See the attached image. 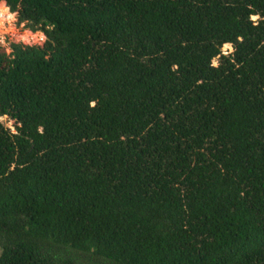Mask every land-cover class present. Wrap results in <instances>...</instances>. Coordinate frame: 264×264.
<instances>
[{"label": "trees", "instance_id": "trees-1", "mask_svg": "<svg viewBox=\"0 0 264 264\" xmlns=\"http://www.w3.org/2000/svg\"><path fill=\"white\" fill-rule=\"evenodd\" d=\"M7 2L0 264H264V0Z\"/></svg>", "mask_w": 264, "mask_h": 264}, {"label": "clouds", "instance_id": "clouds-1", "mask_svg": "<svg viewBox=\"0 0 264 264\" xmlns=\"http://www.w3.org/2000/svg\"><path fill=\"white\" fill-rule=\"evenodd\" d=\"M11 6L8 4L7 0H0V47H6L5 39L8 37L9 39L13 36L16 37V42L19 43L20 41H24L25 43H32V42H43L46 38L43 31L37 30L36 33L33 35L32 32L25 29V25H29L32 22L29 20H24L20 22L19 28L16 27V21L18 19V11L10 10ZM19 8V4H17V9ZM260 17L258 15L251 16L252 21H258ZM7 25V26H6ZM40 25L44 26L47 31L51 32L55 29L56 25L54 23L49 22L47 19L42 18L40 21ZM24 29L22 34L17 35L20 33V30ZM242 39V38H238ZM226 48L232 50L231 44H226ZM8 52H11V49H7ZM14 59V57H12ZM212 66H218L216 60L212 61ZM8 117L5 114L3 117H0V120H7ZM10 126V125H9ZM13 168L15 165L12 166Z\"/></svg>", "mask_w": 264, "mask_h": 264}, {"label": "rangeland", "instance_id": "rangeland-1", "mask_svg": "<svg viewBox=\"0 0 264 264\" xmlns=\"http://www.w3.org/2000/svg\"><path fill=\"white\" fill-rule=\"evenodd\" d=\"M6 26H7V25H6ZM16 27L19 28V23H18L17 21H16ZM25 29H26V28H25ZM23 31H24V29H21V30H20V33H18L17 35L22 34ZM28 31H29V30H28ZM32 33H33V35H34L36 32H32ZM44 42H45V41H43V42L25 43L24 41H20L19 43H17V42H16V37H15V36L11 37L10 39H9L8 37H6V39H5V45H6V47H3V48H6V50H7L8 48H10V46H11L12 44H23V45H27V46H42V45L44 44ZM3 122H4V125H5L6 127H11L12 124H13V122L10 121V120H3ZM9 125H10V126H9ZM0 255H1V249H0Z\"/></svg>", "mask_w": 264, "mask_h": 264}]
</instances>
